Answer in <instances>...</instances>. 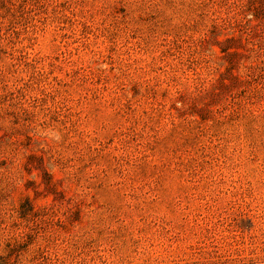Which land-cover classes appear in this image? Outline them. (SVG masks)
I'll use <instances>...</instances> for the list:
<instances>
[{
  "label": "rangeland",
  "instance_id": "1",
  "mask_svg": "<svg viewBox=\"0 0 264 264\" xmlns=\"http://www.w3.org/2000/svg\"><path fill=\"white\" fill-rule=\"evenodd\" d=\"M0 264H264V0H0Z\"/></svg>",
  "mask_w": 264,
  "mask_h": 264
}]
</instances>
